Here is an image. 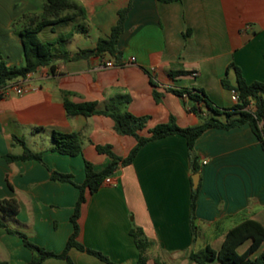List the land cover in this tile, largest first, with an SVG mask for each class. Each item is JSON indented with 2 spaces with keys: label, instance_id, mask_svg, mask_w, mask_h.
<instances>
[{
  "label": "crops",
  "instance_id": "0c3cea01",
  "mask_svg": "<svg viewBox=\"0 0 264 264\" xmlns=\"http://www.w3.org/2000/svg\"><path fill=\"white\" fill-rule=\"evenodd\" d=\"M77 1L86 8L85 21L55 23L39 33L50 41L64 33L70 58L58 55L55 72L43 66L24 78L34 90L0 97V199L14 197L19 203L15 215L0 209V260L11 264H29L35 253L9 229L25 233L47 250L62 252L74 230L71 217L80 196L77 184L86 179L85 161L101 170L110 156L99 152L97 145H111L117 155L126 157L137 143L135 136L119 133L108 115H70L65 92L77 103L95 101L98 109L117 95H129L131 100L122 109L147 116L139 133L149 136L150 129L172 116L181 127L202 123L189 110L193 103L189 95L171 88L203 89L219 106L231 107L235 102L223 80L236 85V67L248 82H264V0ZM130 2L118 41L119 57L83 52L109 37L118 11ZM45 3L0 0V62L24 63L20 30L28 18L22 17L41 14ZM78 23L85 31L77 28ZM108 61L114 65L108 66ZM178 70L187 72L172 74ZM199 106L202 116L212 114L203 101ZM260 126L264 133V116ZM55 131L79 132L82 153L72 156L53 150ZM14 136L41 152L42 160L8 161V153L23 152L21 144L13 145ZM192 155L200 174L193 216ZM53 170L72 174L75 183L54 179ZM111 176L114 184L103 182L96 192L86 191L78 239L114 264L138 261L134 230L143 231L151 241L146 264H156V259L199 264L189 258L192 250L207 245L220 249L228 231L244 219L264 225V148L249 124L210 128L193 150L181 134L149 141L132 163L120 165ZM249 245L247 241L238 250ZM69 256L74 264H110L76 247ZM43 264L70 263L49 257Z\"/></svg>",
  "mask_w": 264,
  "mask_h": 264
},
{
  "label": "trees",
  "instance_id": "16d2710c",
  "mask_svg": "<svg viewBox=\"0 0 264 264\" xmlns=\"http://www.w3.org/2000/svg\"><path fill=\"white\" fill-rule=\"evenodd\" d=\"M171 2L176 0H162ZM131 7V2L125 8L118 11L119 17L116 24L112 27L109 37L102 38L98 41L95 49L83 51L85 53H102L108 52L113 56L119 57L120 50L118 48V41L120 34L123 32L124 23ZM28 18V22L23 24L20 34L23 41L24 49V63L19 66H8L4 59L0 62V89L4 87L9 81L16 79H24L31 72L37 71L40 67L50 66L52 72H55L54 59L58 55L63 58H70L67 49V36L60 33L54 41L43 40L39 33L49 25L55 23L65 22L68 20L79 19L85 21L87 19V11L83 4L77 0H46L43 12L38 15H26L22 19ZM79 30L85 31V26L81 23L77 24ZM231 66H235L233 63ZM237 68V83L230 84L226 79L223 80V85L229 89H235L238 92L239 100L231 107L219 106L203 89H192L188 87L171 88V90L179 95L185 93L193 100L189 110L196 113L202 118V123L194 126L181 127L177 124L175 118L172 116L169 122L160 123L150 129V135L144 136L139 133L145 127L147 116H137L129 111H124L122 106L130 102L131 97L127 94L117 95L111 98L103 109L97 108L95 101L74 102L68 97L65 92V106L70 115L82 114L90 116L92 114H105L112 117L115 121V128L121 134L132 135L137 139L136 145L126 157L117 155L111 145H97V149L101 153H106L110 156V161L101 170H97L94 164L86 160L85 171L86 179L84 183L77 184L80 189V196L71 217L74 226L73 233L68 239L65 249L60 252H54L41 247L30 241L25 233L9 229L10 232H17L23 238L26 246H28L35 254L29 264H43L45 259L49 257L65 258L70 264H74L69 256V250L76 247L80 250L87 251L94 254L102 260L114 264L104 253L89 248L78 239L80 234L79 217L81 213L82 204L86 199V191L96 192L103 184L106 177L113 175L120 165H128L133 162L138 151L149 141L171 135L181 134L186 137L190 150H193L196 140L208 129L218 127L229 129L243 124H249L262 143L264 148V133L260 126V121L264 116V82L253 81L248 82L240 69ZM186 73L187 71L178 70L172 72ZM155 97L160 99V94L155 91ZM3 95L0 94V97ZM204 102L210 112V116H202L200 102ZM255 105V109H251V105ZM219 116H225L221 119ZM55 145L53 150L59 151L63 154L78 155L83 151L82 138L79 132H60L53 133ZM21 144L23 152L21 154L8 153L6 158L8 161H15L18 159L34 158L42 160L41 152H34L30 149L23 138L14 136V144ZM196 158L192 155V169L196 173L199 167L196 164ZM52 177L61 181H68L75 183L73 175L70 173H62L56 170L52 171ZM193 184V181H192ZM200 185L193 188L192 191V216L194 214L196 200ZM0 209L6 214L15 215L19 211V203L16 198L0 199ZM0 220V225H2ZM135 236L136 244L140 249V257L135 264H146L147 250L151 245V241L146 237L143 231L134 230L132 232ZM247 241L250 245L240 252L238 248ZM261 250L259 253L258 251ZM192 261L199 264H209L210 261L218 260L221 264H264V225L256 219L247 218L233 226L227 233L225 240L220 249H215L207 245L200 250H192L189 254ZM0 264H11L7 260H0ZM156 264H166L160 259H156ZM179 264V263H175Z\"/></svg>",
  "mask_w": 264,
  "mask_h": 264
},
{
  "label": "built area",
  "instance_id": "2783aa9c",
  "mask_svg": "<svg viewBox=\"0 0 264 264\" xmlns=\"http://www.w3.org/2000/svg\"><path fill=\"white\" fill-rule=\"evenodd\" d=\"M134 59L135 58L132 57V60H134ZM106 64L108 66L114 65V63L112 61H108V62H106ZM32 90H34V87L30 83H28L26 80L16 79V80L9 81L4 87H2L0 89V94L3 96H7L11 92H16L17 94L20 95V94L30 92ZM231 97H232V100L234 102H237L239 100L238 92L235 89L231 90ZM104 182L106 184H114L115 181L112 178V176H108V177H106Z\"/></svg>",
  "mask_w": 264,
  "mask_h": 264
},
{
  "label": "water",
  "instance_id": "95a60500",
  "mask_svg": "<svg viewBox=\"0 0 264 264\" xmlns=\"http://www.w3.org/2000/svg\"><path fill=\"white\" fill-rule=\"evenodd\" d=\"M199 179H200V174L199 173H195L193 175V183H194V187L197 188L199 185Z\"/></svg>",
  "mask_w": 264,
  "mask_h": 264
},
{
  "label": "rangeland",
  "instance_id": "374dc122",
  "mask_svg": "<svg viewBox=\"0 0 264 264\" xmlns=\"http://www.w3.org/2000/svg\"><path fill=\"white\" fill-rule=\"evenodd\" d=\"M232 90V89H231ZM211 264V263H210Z\"/></svg>",
  "mask_w": 264,
  "mask_h": 264
}]
</instances>
